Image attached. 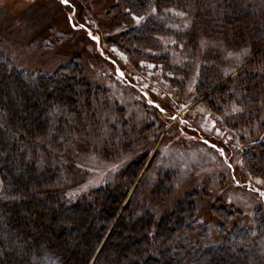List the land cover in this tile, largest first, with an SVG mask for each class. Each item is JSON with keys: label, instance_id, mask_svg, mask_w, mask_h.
Returning a JSON list of instances; mask_svg holds the SVG:
<instances>
[{"label": "trees", "instance_id": "obj_1", "mask_svg": "<svg viewBox=\"0 0 264 264\" xmlns=\"http://www.w3.org/2000/svg\"><path fill=\"white\" fill-rule=\"evenodd\" d=\"M114 3L104 14L105 19L111 20L104 25L108 45L132 55L133 60L142 56L163 69L177 70L183 79L195 67L197 99L202 101L210 91L211 94L223 92L225 85L216 87L227 79L213 73L207 59L214 56L199 42L208 21L211 27H222L224 36L231 29L236 31L237 35L230 41L233 48L244 44L252 56L259 52L256 59L264 54V3L254 10L240 5L238 0H115ZM86 7L91 10L89 4ZM166 19L175 20L167 23ZM173 22H180L178 29H172ZM164 35L166 47L161 43ZM161 49L165 50L162 57L150 54ZM174 53L180 57L189 55L180 59L178 65ZM259 75L257 69H252L245 77L256 80L260 79ZM135 78L121 76L132 84L138 83ZM234 91L243 94L237 87ZM235 92L228 94L229 98L237 96L241 101ZM98 94L99 88L91 84L75 60L53 74L26 72L14 67L0 49V113L6 116L5 125L0 127V264H179V254L194 260H202L205 254L202 264H250V248L242 245V237L252 241L254 233L264 236L262 211L248 229L234 230L216 246L198 247L201 244L185 242L187 236L195 233L200 240L199 234L204 232L194 221L196 194L188 196L174 212L159 220L146 206L131 210L127 203L102 246L128 195L125 181L135 176V163L120 172V182L107 181L100 175L61 194L55 189L63 167L53 162L54 152L61 151L77 132L85 130V118L95 113L93 101L97 103ZM140 94L155 102L159 117L167 120L165 124L175 121L173 117H178L187 107L177 95L170 99L147 88ZM257 98L252 97L250 102ZM249 107L256 110V104ZM260 119L264 125V117ZM196 129L200 130L193 122L186 121L185 128L179 132L186 137ZM213 132L205 131V140L219 141L214 147L226 168L229 167L228 175L236 178L238 185L249 183V190L258 193V199L264 201V188L254 182L255 176H262L261 171L251 169L247 160L250 145H262L260 160H264V133L250 134L246 143L244 137H239L244 142L239 147L227 145L226 137L218 139ZM226 210L215 209L213 213L227 226L233 219L228 218ZM241 214L237 211V216ZM129 231L131 236H123ZM258 241H252L253 248Z\"/></svg>", "mask_w": 264, "mask_h": 264}, {"label": "rangeland", "instance_id": "obj_2", "mask_svg": "<svg viewBox=\"0 0 264 264\" xmlns=\"http://www.w3.org/2000/svg\"><path fill=\"white\" fill-rule=\"evenodd\" d=\"M114 1L0 0V49L14 67L26 72L53 74L75 60L91 84L99 88L95 98L97 103L93 101L95 113L85 118V130L77 132L78 135L75 134L61 151L54 152V164L63 167L55 191L64 194L100 175L107 181L120 182V172L135 163V178L125 181L128 195L119 215L108 228L102 246L129 203L131 210L146 206L159 220L194 194L197 195L194 197V221L204 232L199 234L200 240L195 233L187 236L185 242L198 243L201 244L198 247L203 248L216 246L234 230L253 226L257 214L261 211L264 214V201L258 199V193L249 190V183L244 181L238 185L236 178L228 175L229 167L226 168L227 164L214 147L219 141L212 138L206 141L204 132L211 129L218 139L226 137L227 145L239 147L244 145L239 137H244L246 143L250 134L264 133L260 121L264 117V54L256 59L259 52L252 56L244 44L233 48L230 41L236 31L231 29L224 36L222 27H211L208 21V27L199 35V42L214 56L207 59L213 73L220 79H227L216 87L225 85L223 92L211 94L210 91L202 101V98L197 99L195 67L183 79L177 70L163 69L142 56L133 60L132 55L108 45L104 25L105 21L110 23L111 20L105 19L104 14L115 5ZM238 3L254 10L264 0H238ZM88 4L91 10L86 9ZM173 23L172 29H178L180 22ZM161 38L166 47V35ZM164 52V49L157 53L152 50L150 54L162 57ZM182 55L174 53L173 59L178 65H181L180 59L189 54ZM249 64L248 69H257L261 73L260 79L245 77L250 71L247 69ZM132 75L137 77L138 83L121 79V76ZM236 87L243 94L235 92ZM146 88L170 99L177 95L187 107L178 117H173L175 121L165 124L167 120L159 117L155 102L140 94L146 92ZM233 92L242 100H237V96L229 98L228 94ZM254 96L258 97L257 101L250 102ZM260 97L262 101H259ZM249 104H256L257 111ZM186 121L193 122L200 130H193L192 135L185 132L189 136H182L179 129L185 128ZM5 123L6 116L0 113V127ZM248 151L251 169L261 171L262 175L255 176L254 182L264 188V160H260L262 145H250ZM221 208L227 209L228 218L233 219L227 226L213 213ZM237 211L242 214L237 216ZM123 236H131V231ZM251 237L253 242L260 241L253 248V242L247 236L242 237V245L250 248V264H264V236L258 237L254 233ZM124 241L130 243L128 239ZM179 258V264L204 263L202 258L194 260L180 254Z\"/></svg>", "mask_w": 264, "mask_h": 264}, {"label": "snow or ice", "instance_id": "obj_3", "mask_svg": "<svg viewBox=\"0 0 264 264\" xmlns=\"http://www.w3.org/2000/svg\"><path fill=\"white\" fill-rule=\"evenodd\" d=\"M65 2H66V0H65ZM94 39H95V37H94Z\"/></svg>", "mask_w": 264, "mask_h": 264}]
</instances>
